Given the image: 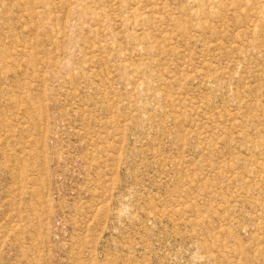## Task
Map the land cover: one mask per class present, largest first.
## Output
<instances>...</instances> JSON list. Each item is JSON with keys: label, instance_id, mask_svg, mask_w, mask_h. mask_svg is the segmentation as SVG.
<instances>
[{"label": "rangeland", "instance_id": "1", "mask_svg": "<svg viewBox=\"0 0 264 264\" xmlns=\"http://www.w3.org/2000/svg\"><path fill=\"white\" fill-rule=\"evenodd\" d=\"M0 264H264V0H0Z\"/></svg>", "mask_w": 264, "mask_h": 264}]
</instances>
